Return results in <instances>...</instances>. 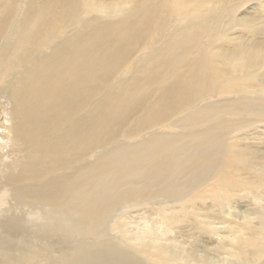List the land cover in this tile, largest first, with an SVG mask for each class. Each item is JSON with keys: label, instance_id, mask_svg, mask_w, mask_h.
<instances>
[{"label": "bare ground", "instance_id": "obj_1", "mask_svg": "<svg viewBox=\"0 0 264 264\" xmlns=\"http://www.w3.org/2000/svg\"><path fill=\"white\" fill-rule=\"evenodd\" d=\"M262 97L264 0H0V98L11 105L0 133V264H132L106 228L233 178L231 162L250 159L225 118L264 114L253 101ZM222 211L217 227L197 229L216 235L224 257L199 254V241L189 252L173 245L177 221L165 218L123 238L151 264H257L264 205L239 239L252 260H236L244 251L231 224L242 217ZM23 228L54 234L55 251Z\"/></svg>", "mask_w": 264, "mask_h": 264}, {"label": "rangeland", "instance_id": "obj_2", "mask_svg": "<svg viewBox=\"0 0 264 264\" xmlns=\"http://www.w3.org/2000/svg\"><path fill=\"white\" fill-rule=\"evenodd\" d=\"M263 70H258L262 72ZM255 87L260 86V82L256 79L253 80ZM260 88V87H259ZM2 101V102H1ZM256 103L263 104L264 97L261 99H254ZM4 105V106H3ZM7 105V106H6ZM11 105L6 99L0 98V131L4 130L6 126H9L8 112ZM6 108V109H5ZM8 111V112H7ZM5 112V113H3ZM6 116H5V115ZM5 116V117H4ZM4 117V118H3ZM225 121L233 123L235 129L233 134L238 135L236 141L237 148L244 151L245 155L249 157L247 166H244L246 161L244 158L231 162L230 171H233V178L228 179L225 184H213L211 181L200 184L192 192L187 194H176L171 198V203L167 206H163L161 203H155L148 209H131L121 215L119 227H107L105 230L106 238L112 244L113 248L119 251L128 249L129 256L132 264H151L145 258H139L136 251L135 243H130L129 240L124 239L123 236L127 232H131L132 235L138 231V229L144 226H150L156 224L160 219L165 218L169 224L173 221H177L176 228L171 232V239L173 245L183 248L189 252L187 248L191 246L193 242L198 243L199 254H206L207 257H224L226 254L223 250L215 244L214 240L216 235L209 230L197 229L200 225L206 227H217V221L220 219V214L226 211H222L226 206L230 211H234L242 218L232 217L233 223L231 226L236 241L243 249L244 253L236 260L249 259L250 253L254 251L253 246L241 243L239 239L246 238L252 232V225L257 221V216L262 210L264 205V174L257 172H264V114H241L236 116H228ZM5 125H4V124ZM4 126V127H3ZM7 126V127H8ZM2 127V128H1ZM0 132L5 134V132ZM5 131V130H4ZM1 147H4L1 145ZM6 147H4L5 149ZM227 160L226 157L223 158ZM181 183V182H180ZM176 193H179L176 191ZM165 200L164 198H158ZM120 211H126L121 209ZM18 212V211H16ZM15 214L21 217L28 215L27 212ZM198 221L212 222L213 224L199 223ZM23 222V221H22ZM27 234H35L37 240L31 236L29 239L36 242L38 245L46 246L48 242H52V251L56 248V237L54 234H45L41 231H35L34 229L23 228ZM207 232V233H206ZM202 237V238H201ZM205 241V242H204ZM126 242L128 245H125ZM207 243V244H206ZM145 245V244H144ZM230 252L237 244L230 245ZM161 248L165 246L161 243ZM195 248V245L191 246ZM198 249V247H196ZM158 250H154V254H157ZM261 261L257 264H261L264 260V254L260 255ZM175 263L176 261H172ZM35 261H28L26 264H34ZM221 260H208L203 259L199 264H219ZM36 264V263H35ZM38 264H45L42 260Z\"/></svg>", "mask_w": 264, "mask_h": 264}]
</instances>
